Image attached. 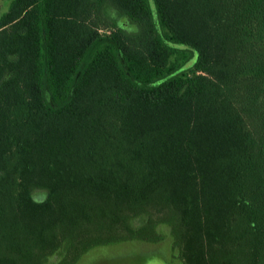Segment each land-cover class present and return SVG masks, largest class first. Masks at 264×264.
I'll return each instance as SVG.
<instances>
[{"label":"trees","instance_id":"trees-1","mask_svg":"<svg viewBox=\"0 0 264 264\" xmlns=\"http://www.w3.org/2000/svg\"><path fill=\"white\" fill-rule=\"evenodd\" d=\"M9 1L0 264H264V0Z\"/></svg>","mask_w":264,"mask_h":264},{"label":"rangeland","instance_id":"rangeland-1","mask_svg":"<svg viewBox=\"0 0 264 264\" xmlns=\"http://www.w3.org/2000/svg\"><path fill=\"white\" fill-rule=\"evenodd\" d=\"M151 1V0H150ZM11 1L0 0V16L6 13L10 7ZM155 12V7L153 6ZM119 25L124 30L130 33L137 32L136 25L122 19ZM181 51L187 50V53L193 58L188 61L185 68H189L197 61V53L180 45H171ZM191 58V57H190ZM34 198L37 201H42L45 198L44 193L36 192ZM176 256V257H175ZM178 252L171 250L167 240L160 243L144 244L140 242H124L109 247H101L93 249L90 252L82 255L76 264H138L145 261V264H181Z\"/></svg>","mask_w":264,"mask_h":264},{"label":"flooded vegetation","instance_id":"flooded-vegetation-1","mask_svg":"<svg viewBox=\"0 0 264 264\" xmlns=\"http://www.w3.org/2000/svg\"><path fill=\"white\" fill-rule=\"evenodd\" d=\"M146 262L145 261H141V262H139L138 264H145ZM162 264V263H161ZM165 264H167V263H165Z\"/></svg>","mask_w":264,"mask_h":264}]
</instances>
